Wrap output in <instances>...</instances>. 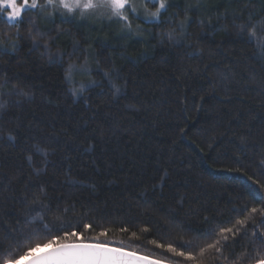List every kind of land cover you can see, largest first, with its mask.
<instances>
[{
	"label": "trees",
	"instance_id": "16d2710c",
	"mask_svg": "<svg viewBox=\"0 0 264 264\" xmlns=\"http://www.w3.org/2000/svg\"><path fill=\"white\" fill-rule=\"evenodd\" d=\"M188 3L196 0H174L169 15L182 17ZM201 4L199 12L189 13L190 48L166 37L161 42L170 24H144V35L130 37L115 26L92 37L81 25L57 19L40 27L56 37L52 52L59 48L64 55L49 60L42 46L29 51L31 41L25 40L16 57H4L0 103L8 110L0 118V221L15 224L23 196L38 192L39 185L53 208L69 200L141 221L174 217L193 228L204 226L201 215L226 213L237 199L261 206L264 190L248 175L264 149L241 152L238 146L242 132L251 129L252 138L264 132V62L235 36L231 13L251 11L260 19L264 0ZM224 12L228 17L217 23ZM209 16L216 31L201 34L196 21ZM85 57L93 71L83 82L98 86L86 87L74 102L65 73ZM113 63L118 73L105 78ZM75 73L78 87L81 72ZM109 80L121 88L119 95ZM9 130L17 136L14 144L7 140ZM34 143L54 150L46 161L32 152ZM28 155L35 167L47 164L46 174L29 178ZM241 165L246 173L236 171Z\"/></svg>",
	"mask_w": 264,
	"mask_h": 264
},
{
	"label": "snow or ice",
	"instance_id": "6c2138e0",
	"mask_svg": "<svg viewBox=\"0 0 264 264\" xmlns=\"http://www.w3.org/2000/svg\"><path fill=\"white\" fill-rule=\"evenodd\" d=\"M202 6L201 0L188 3L181 17L180 12L169 15L175 7L174 0H0V23L4 25L0 29V63L4 62V57L9 60L16 57L23 50L21 44L25 40L31 41L29 51L42 46L44 53L41 55L47 53L49 60L64 55L59 48L52 52L56 37L51 30L42 31L40 27L41 23L55 25L57 19L61 24L116 25L125 37L144 35V24L151 27L170 24L174 26L161 34V42L166 37L170 43L190 48L187 41L191 38L188 28L192 17L189 13L199 12ZM228 15V12L218 14L217 23ZM231 17L235 36L254 49V58L264 62V16L255 19L253 12L239 11L232 12ZM196 23L201 34L216 31L211 16L200 18ZM195 55H203V51L197 50ZM75 69L91 76L93 69L89 57L80 65L70 63L66 69L65 81L71 85L68 90L74 102L84 95L86 87L91 90L98 86L96 81L90 80L87 84L80 81L77 87ZM118 71L113 63L103 75L109 78ZM109 84L114 96L121 93L116 83L109 80ZM19 94L30 96L23 90ZM7 110V103H0V118ZM3 139L0 135V141ZM16 139L9 130L7 140L14 144ZM238 147L241 152L264 149V132L255 138H252L251 129L242 132ZM51 151L54 150L39 143L32 145V152L45 161ZM26 160L32 169L29 178L46 174V163L38 168L33 164V155L26 156ZM236 163H240L239 158ZM236 171L246 173L248 170L241 165ZM248 179L264 190V156ZM184 199L180 198L181 203ZM260 202L261 206H254L237 199L231 202L226 213L217 209L211 217L201 215L204 226L193 228L174 217L165 218L162 223L141 221L123 213H100L94 206L85 204L77 207V202L69 200L64 201L63 207L53 208L48 191L44 185H39L38 192L23 196L15 224L6 225L0 221V264H264V196L260 197Z\"/></svg>",
	"mask_w": 264,
	"mask_h": 264
},
{
	"label": "rangeland",
	"instance_id": "374dc122",
	"mask_svg": "<svg viewBox=\"0 0 264 264\" xmlns=\"http://www.w3.org/2000/svg\"><path fill=\"white\" fill-rule=\"evenodd\" d=\"M202 2H204V4L207 6L209 5L210 3H213L215 1H218V0H201ZM59 20V19H58ZM77 23L78 25H81L82 27H84L85 29H87L91 36L94 37L95 35H97V33H99L98 31L100 29H103V31H111L115 29V26L116 25H109L107 23H105L103 26H101L99 23H91V22H75ZM118 27V26H117ZM77 75L76 73L74 74V76ZM75 79V77H74ZM79 82L80 81H84L85 80V75H83L82 73L79 74V77L76 78Z\"/></svg>",
	"mask_w": 264,
	"mask_h": 264
},
{
	"label": "water",
	"instance_id": "95a60500",
	"mask_svg": "<svg viewBox=\"0 0 264 264\" xmlns=\"http://www.w3.org/2000/svg\"><path fill=\"white\" fill-rule=\"evenodd\" d=\"M41 251H46V250H44V249H42ZM40 253H37V255H39ZM22 264H24V262H22Z\"/></svg>",
	"mask_w": 264,
	"mask_h": 264
}]
</instances>
